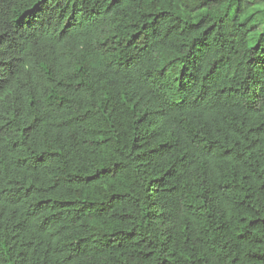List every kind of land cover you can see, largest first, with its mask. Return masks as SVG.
<instances>
[{"label":"trees","instance_id":"trees-1","mask_svg":"<svg viewBox=\"0 0 264 264\" xmlns=\"http://www.w3.org/2000/svg\"><path fill=\"white\" fill-rule=\"evenodd\" d=\"M0 264H264V0H0Z\"/></svg>","mask_w":264,"mask_h":264},{"label":"rangeland","instance_id":"rangeland-1","mask_svg":"<svg viewBox=\"0 0 264 264\" xmlns=\"http://www.w3.org/2000/svg\"><path fill=\"white\" fill-rule=\"evenodd\" d=\"M254 2H258V0H253Z\"/></svg>","mask_w":264,"mask_h":264}]
</instances>
